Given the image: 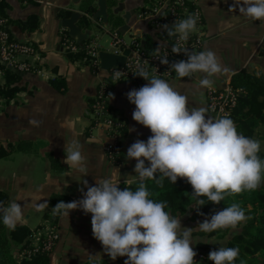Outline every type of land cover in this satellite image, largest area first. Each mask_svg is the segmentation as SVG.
<instances>
[{"label":"crops","instance_id":"1","mask_svg":"<svg viewBox=\"0 0 264 264\" xmlns=\"http://www.w3.org/2000/svg\"><path fill=\"white\" fill-rule=\"evenodd\" d=\"M1 1V0H0ZM33 0L29 4L21 0H7L10 8L9 17L14 21L10 30L14 38L23 42H33L40 47L43 55L42 73L20 75V92L12 99L0 98V150L22 140H30L35 150L16 151L0 157V192L8 199L21 204L25 223L31 230H36L45 222L44 216L49 206L43 211H36L34 204L49 202L53 193L65 194L73 201L83 198L85 181L95 186L97 180L110 178L114 183H132L138 181L134 172L135 160L126 158L128 148L137 140L147 141L151 136L149 129L137 124L132 113L135 105L127 99V93L139 89L147 82L133 80L113 84L110 106L115 115L126 124L122 143L123 154L119 165L112 164L104 151L105 135L97 130H90V104L95 99L100 81L106 77L105 71L94 74L83 60H70L62 44V36L68 29L62 20L69 19L73 13L86 15L91 24L82 28L88 33L87 43L98 38L101 31L109 24L110 5L108 0V22L94 19L98 10L88 15L82 11L84 0ZM115 12L124 19L129 29L122 34L124 38L145 37L149 34L148 23L137 19V12L147 3L145 0H115ZM203 14L206 43L205 50L215 53L219 63L229 69L227 73L214 77L211 88H199V79L204 74L182 80L168 82L176 91L188 97V106L203 107L206 116L215 119L208 111L206 93L208 89H222L231 82L232 77L241 71L264 73V20L254 21L245 17L238 8L229 10L240 0H199ZM39 18V27L35 31L23 29L30 16ZM122 26V27H123ZM121 28V27H120ZM107 32V31H106ZM69 33V31H68ZM70 35V34H69ZM112 35V34H111ZM71 37V36H70ZM130 39V40H131ZM77 40V39H76ZM83 43V44H84ZM63 78L67 90L60 92L51 81ZM78 141L84 156L83 166L86 173L65 164L67 148ZM58 157L62 170L52 167L47 154ZM147 166V162H146ZM182 228H191L185 216H179ZM60 240L50 253V264H98L100 260L88 261V256L101 255L109 264H119L103 252L102 245L93 238L91 214L77 209L70 212L68 218L60 216L57 224ZM192 247L197 251L199 243L212 247H223L227 239H215L195 236ZM12 254L17 261L22 260L21 245H13Z\"/></svg>","mask_w":264,"mask_h":264},{"label":"clouds","instance_id":"2","mask_svg":"<svg viewBox=\"0 0 264 264\" xmlns=\"http://www.w3.org/2000/svg\"><path fill=\"white\" fill-rule=\"evenodd\" d=\"M233 8H238L251 20H264V0H240L229 10ZM197 20L198 15L190 14L186 19L174 21L171 27L167 24L160 27L168 36L178 35L177 43L171 49L173 54L187 56L186 60L172 63L170 68L179 78L202 73L199 88H211L213 78L229 69L219 63L211 50L189 53L183 47L190 34L196 31ZM161 47L163 45H157L155 56L160 55ZM160 63L169 65L166 54ZM124 74L117 70L114 78L118 80ZM135 76L148 83L127 93V99L135 105L132 118L151 132L146 142L137 140L126 154L128 160L136 161L137 189L120 190L119 184L110 178L97 180L95 186H89L85 181L87 191L84 193L81 189L83 198L58 202L52 208V214L68 218L70 212L77 209L91 214L93 238L113 261L126 257L124 264H198L195 260L197 252L192 247L193 231L208 234L235 230L250 217L238 203H232L215 212L210 219L206 218L195 229L182 228L180 217L165 211L166 202L149 198L145 180H156L161 186L164 178L174 185L178 179L186 180L193 189V207L198 215H203L199 209L205 204L219 205L227 197L256 191L264 183V160L258 155L260 143L238 133L230 118L213 119L206 116L203 107L189 108L186 95L165 80L150 76L145 67L137 65ZM82 147L78 141L73 142L65 150L64 163L86 173ZM48 206L47 203L33 205L38 212ZM0 220L9 230L25 223L21 204L16 200L7 206L0 203ZM238 257L236 247H220L208 255L213 264H235ZM87 260L102 258L100 254L89 255Z\"/></svg>","mask_w":264,"mask_h":264},{"label":"trees","instance_id":"3","mask_svg":"<svg viewBox=\"0 0 264 264\" xmlns=\"http://www.w3.org/2000/svg\"><path fill=\"white\" fill-rule=\"evenodd\" d=\"M147 3H152L153 0H145ZM109 24L105 28L99 26L98 30L101 32L107 31L113 34L114 31L119 30L125 24L114 8L116 6L115 0L109 1ZM10 8L7 0L0 1V17L8 20L9 26L14 22L9 17L7 10ZM96 10V0H84L82 11L85 14L91 15ZM91 24L90 19L83 15L79 20L78 25L82 28L88 27ZM23 29L28 31H35L39 27V18L35 15L30 16L27 23L21 25ZM149 34L145 37H136L147 51L153 52L158 44L168 40H173L174 36H168L166 31H153L152 25H148ZM65 35L70 36L68 31ZM66 55L70 60H84L85 54L83 51L72 52L66 50ZM5 83L0 86V98L12 100L21 90L18 83L21 77L15 71L4 68ZM52 86L60 92L67 90L66 81L63 78H55L51 81ZM230 85L239 91L238 104L233 108L230 119L236 125L237 131L246 137L259 141L260 151L258 153L261 160H264V73L249 72L247 70L236 73L230 82ZM95 99L90 104V109ZM112 109V108H111ZM127 132L125 129L124 134ZM35 150V144L30 140H22L18 143H11L8 149L1 148L0 157H5L16 151H32ZM51 165L56 170H62L58 157L52 153L47 154ZM159 179L160 174H156ZM139 181L132 183H122L119 185L120 190L129 188L135 191L138 187ZM145 185L150 193V199L156 202H166L168 211L171 215L187 216V222L197 225L203 222L206 218L210 219L215 212L223 210L224 207L230 206L232 203H238L245 214L250 217L245 223L238 226L237 232L232 234L223 247H236L239 249V257L235 264H264V183L260 188L253 192H244L239 195L227 197L219 205L211 203L205 204L199 209L203 215L197 214V209L193 207L195 203L191 194L193 189L186 180L178 179L176 184H172L167 178L163 179L162 186L157 184L156 180H145ZM8 197L0 192V203L5 204ZM60 201L65 203L72 202V197L53 193L49 198V212L45 214V222L36 230H31L26 225H18L15 230L7 229L2 220H0V264H50V253L40 251L31 258L22 257L21 261L14 259L12 254L13 245H21V253L24 249L32 247L30 236L34 231L41 229L47 223L57 225L60 218L59 215L52 214V208ZM207 203V201H206ZM232 229L219 230L214 233H203L195 231L194 235L205 238L225 239L228 237ZM220 247H212L206 243H199L197 245V252H204L209 255L210 251L218 250ZM98 264H109L106 260H100ZM198 264H213L210 260L200 261Z\"/></svg>","mask_w":264,"mask_h":264},{"label":"built area","instance_id":"4","mask_svg":"<svg viewBox=\"0 0 264 264\" xmlns=\"http://www.w3.org/2000/svg\"><path fill=\"white\" fill-rule=\"evenodd\" d=\"M24 4H29L33 0H21ZM190 14L198 15L197 29L190 34L184 48L189 53H199L204 51L206 43V29L199 0H153L146 3L137 12V19L152 25L153 31L161 32V25L167 24L170 27L174 21L186 19ZM111 49L103 50L98 38H92L89 42L79 44L76 39L63 35L62 44L65 49L72 52L83 51L84 62L91 68L94 74L105 71L106 77L100 81L95 101L89 111L90 130H97L105 135L104 151L109 161L114 165H119L123 154V137L126 129L125 122L115 115L110 106L112 97V86L121 81L133 80L137 82H147L141 77L135 76L137 65L146 68L150 76H157L165 81L182 80L179 78L170 65L176 61L186 60L183 53L173 54L172 47L177 43L178 35L171 41L161 43L160 55L155 56L153 52L147 51L142 43L132 37L127 42L119 30L112 34ZM126 50L130 51L123 66H112L104 69L102 66L101 53H112L122 56ZM167 55L169 65H162L160 59ZM42 51L33 42L19 41L11 33L7 19L0 17V86L5 83V70L9 68L23 75H35L42 73ZM119 70L124 72L118 80L114 78V73ZM197 75V74H196ZM194 75V76H196ZM193 76V77H194ZM111 94V95H110ZM239 91L233 88L230 83L222 89H208L206 93L208 111L217 118L230 117L234 107L238 104ZM32 247L22 251V257L31 258L40 251L51 253L60 240V233L57 225L47 223L41 229L34 231L30 236ZM197 252V251H196ZM126 257H118L119 264H124ZM197 262L209 260L204 252H197L195 257Z\"/></svg>","mask_w":264,"mask_h":264},{"label":"water","instance_id":"5","mask_svg":"<svg viewBox=\"0 0 264 264\" xmlns=\"http://www.w3.org/2000/svg\"><path fill=\"white\" fill-rule=\"evenodd\" d=\"M78 2L77 0H74ZM98 10L94 14V19H103L105 23L108 22V0H98L97 1ZM80 13H73L69 19H63L62 25L66 29H68L69 34L72 38L77 39L79 44H83L88 39V33H83L82 29L77 25V21L80 18ZM129 29L127 25L121 27L119 32L121 34H125V32ZM130 51L126 50L122 56L115 55L112 53L102 52L100 57L102 60V66L104 69H109L112 66H123L127 57L129 56ZM16 73L23 76L22 73L15 71Z\"/></svg>","mask_w":264,"mask_h":264},{"label":"rangeland","instance_id":"6","mask_svg":"<svg viewBox=\"0 0 264 264\" xmlns=\"http://www.w3.org/2000/svg\"><path fill=\"white\" fill-rule=\"evenodd\" d=\"M130 39H131V36L128 35L126 37V41L129 42ZM98 40H99V44L103 50L111 49V43H112L113 38H112V35L110 33L106 32V31L99 33L98 34ZM185 217H187V216H185ZM190 225H191V228H193V229L196 228L195 227L196 224L193 225L192 223H190ZM235 232H237V230L232 231L231 234L228 237H226V239L229 240L230 236L232 234H234Z\"/></svg>","mask_w":264,"mask_h":264}]
</instances>
